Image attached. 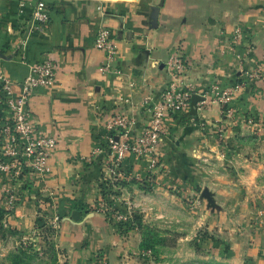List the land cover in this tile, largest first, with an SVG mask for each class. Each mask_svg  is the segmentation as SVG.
Listing matches in <instances>:
<instances>
[{"label": "crops", "instance_id": "0c3cea01", "mask_svg": "<svg viewBox=\"0 0 264 264\" xmlns=\"http://www.w3.org/2000/svg\"><path fill=\"white\" fill-rule=\"evenodd\" d=\"M36 1L0 0L1 62L17 83L31 65L54 63L53 79L33 90L28 109L34 126L53 135L57 145L47 175L14 183L21 197L14 209L7 210L0 197L3 227L31 238L38 219L48 223L58 215L52 240L59 261L132 264L129 259H140V239L121 233L122 224L100 208L104 187L110 199L126 200L123 217L141 213L145 198L166 199L168 206L192 213L181 202L191 196L198 205L176 250L206 227L232 249L222 260L264 264V220L242 216L252 208V184L264 168V80L250 75L264 57V0H43L50 20L42 28L30 21ZM100 27L117 40L118 73L99 70L104 53L95 48L94 36ZM237 29L244 34L240 43L232 42ZM175 54L186 63L182 87L203 100L195 113L190 106L165 119L156 163L128 154L118 179L109 180L107 157L95 152L105 144V119L123 114L139 134L172 79L166 64ZM226 88L232 89L227 106L219 101ZM204 187L220 206L216 220L206 219V201L199 199ZM159 210L153 205V213ZM227 216H234L232 224Z\"/></svg>", "mask_w": 264, "mask_h": 264}, {"label": "built area", "instance_id": "2783aa9c", "mask_svg": "<svg viewBox=\"0 0 264 264\" xmlns=\"http://www.w3.org/2000/svg\"><path fill=\"white\" fill-rule=\"evenodd\" d=\"M30 18L32 27L35 28H42L49 22V10L43 0L36 1L32 6ZM243 37L242 30L237 29L232 42L240 43ZM94 46L104 53V63L99 70L118 73L113 67L118 43L108 28L100 27L96 30ZM166 65L171 69L172 79L152 104L148 123L139 134L134 133L132 121L123 114L109 113L105 119V144L95 152L103 153L107 157L109 180L118 179L119 165L128 154L148 156L152 164L156 163L157 147L166 135L165 119L190 108L192 91L181 84V77L186 69L185 61L175 54L169 57ZM54 70V63L50 60L33 64L26 76L17 83L5 73L0 57V197L4 199L7 210L14 209L21 201L19 193L13 188L14 183L26 176L41 178L50 171L49 158L57 140L53 135L34 126L30 118L28 99L35 88L51 82ZM250 75L264 80V57ZM231 93V88L220 91L221 104L227 106ZM231 111L229 108L226 112ZM59 221L60 217L54 215L48 223L55 230Z\"/></svg>", "mask_w": 264, "mask_h": 264}, {"label": "rangeland", "instance_id": "374dc122", "mask_svg": "<svg viewBox=\"0 0 264 264\" xmlns=\"http://www.w3.org/2000/svg\"><path fill=\"white\" fill-rule=\"evenodd\" d=\"M254 192L256 195L252 200L249 201L250 212H246L242 215L243 217L251 218L253 220H264V168L261 169L259 177H257L256 182L252 184ZM104 189H109L104 187ZM100 192V208L106 211L108 217L116 225L122 226L121 233H128L131 235L132 239H135L134 233L138 235L141 242L143 243V232L146 229L153 230L157 238H169L179 237L180 234L186 233V230L191 226V217L194 213L195 206L198 205L194 197L189 196L188 199L183 198L181 202L185 201V206L190 207L189 211L192 213H184L180 205L176 207L168 206L166 199L155 200L145 198L143 199L142 212L135 211L133 216L123 217L121 212H123L122 205L126 201L124 198H113L110 199L106 196V191ZM203 189H207L204 187ZM209 191V190H208ZM205 195H201L200 201H206L205 205L208 210L206 219L208 221L216 220L220 206L216 199L210 194V191ZM156 202H158L156 204ZM251 203V204H250ZM153 205L156 207L160 206V213H153ZM188 205V206H187ZM139 207V204H138ZM258 207L262 211H257ZM122 210V211H121ZM162 210H170L172 215L165 217ZM120 212V214L118 213ZM255 216H259L260 219H256ZM234 216H227V221L231 223ZM224 218V217H223ZM120 222V223H119ZM43 224L42 230L35 231V235L32 234L31 238H21L20 235L6 227H3L0 223V264H67L64 261H59V256L55 245L52 240V236H49V240L45 239L46 232L45 228L49 227V223ZM190 225V226H189ZM158 231V232H157ZM21 238V239H20ZM156 239V237H155ZM179 238H177L178 240ZM167 246L153 245L152 248L143 249L140 247V251L137 256H134L129 261L132 264L143 263V264H233L228 261H224L231 252V248L228 246L229 243L221 239L217 235V232L213 230H208L206 227L194 230L193 234L187 241L180 245L179 250L175 249L177 241L174 246L170 247V244L165 241ZM189 245V246H188ZM53 246L54 251L49 250V247ZM174 249L175 255L170 254ZM46 251V254L43 252ZM99 257V256H96ZM94 264H109L105 260L96 259Z\"/></svg>", "mask_w": 264, "mask_h": 264}, {"label": "trees", "instance_id": "16d2710c", "mask_svg": "<svg viewBox=\"0 0 264 264\" xmlns=\"http://www.w3.org/2000/svg\"><path fill=\"white\" fill-rule=\"evenodd\" d=\"M1 212H2V210H0V219H1ZM39 222L40 223L44 222L45 224H46V222H45V220L43 218L37 220V229L38 230L39 229L42 230L43 224L40 225ZM146 230L147 231L143 232V243L144 244H142V242H141V246H140L143 249H146V248H152L153 249L154 248L153 245H155V244L159 245V246H167L165 244V241L170 244V247H172V246L175 245V243L177 241V238H178L177 236L173 237L172 239H169V238H157V236H156L157 233L155 234V232L153 230H150V229H146ZM44 231L46 232L45 239L49 240L48 238H49L50 235L52 236L54 230L49 226V227L45 228ZM155 237H156V239H155ZM49 250L54 251L53 246H50ZM43 254H46V251L43 252ZM14 264H17V263H14Z\"/></svg>", "mask_w": 264, "mask_h": 264}, {"label": "water", "instance_id": "95a60500", "mask_svg": "<svg viewBox=\"0 0 264 264\" xmlns=\"http://www.w3.org/2000/svg\"><path fill=\"white\" fill-rule=\"evenodd\" d=\"M0 57H2V56L0 55ZM202 100H203V97L200 96V95L193 94V95L191 96L190 106H191V110H192L193 113L196 112V103L199 102V101H202ZM207 193H208V192H207V189H203V191H202V195L207 196V195H206Z\"/></svg>", "mask_w": 264, "mask_h": 264}]
</instances>
